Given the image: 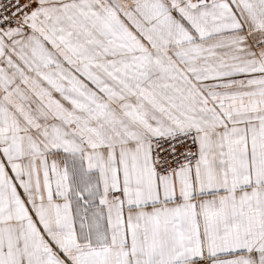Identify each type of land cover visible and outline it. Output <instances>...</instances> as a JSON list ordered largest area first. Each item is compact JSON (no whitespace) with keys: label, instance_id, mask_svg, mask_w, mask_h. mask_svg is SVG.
<instances>
[{"label":"snow or ice","instance_id":"6c2138e0","mask_svg":"<svg viewBox=\"0 0 264 264\" xmlns=\"http://www.w3.org/2000/svg\"><path fill=\"white\" fill-rule=\"evenodd\" d=\"M0 264H264V0H0Z\"/></svg>","mask_w":264,"mask_h":264}]
</instances>
